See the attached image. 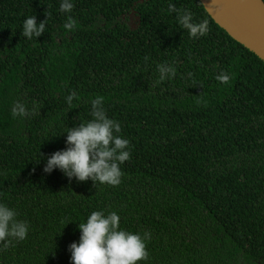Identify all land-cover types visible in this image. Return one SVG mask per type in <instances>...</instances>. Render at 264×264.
Segmentation results:
<instances>
[{
  "label": "trees",
  "instance_id": "16d2710c",
  "mask_svg": "<svg viewBox=\"0 0 264 264\" xmlns=\"http://www.w3.org/2000/svg\"><path fill=\"white\" fill-rule=\"evenodd\" d=\"M60 2L0 0V203L30 226L24 241L0 244V264H71L79 223L97 210L151 234L141 264H264V61L200 0H73V31ZM169 3L208 33L191 38ZM34 15L47 24L29 40L22 25ZM166 62L176 75L158 83ZM96 96L130 141L120 185L44 173ZM20 99L35 115L12 117Z\"/></svg>",
  "mask_w": 264,
  "mask_h": 264
},
{
  "label": "clouds",
  "instance_id": "9594fccd",
  "mask_svg": "<svg viewBox=\"0 0 264 264\" xmlns=\"http://www.w3.org/2000/svg\"><path fill=\"white\" fill-rule=\"evenodd\" d=\"M73 0H61L59 9L66 13L67 22L63 28L68 31L76 29L77 21L71 15L74 9ZM168 11L175 14L179 26L188 35L197 39L209 31V22H197L190 10L178 9L169 3ZM46 21L37 22V17L24 19L22 36L31 40L39 38L46 29ZM148 58L146 57L145 60ZM157 82L172 79L176 75L174 64L166 62L156 65ZM216 79L221 83L229 81L226 72H220ZM69 108L79 98L72 91L66 98ZM91 119L81 122L78 126L67 128L66 147L46 157L44 173H52L59 169L71 182L118 186L123 171L121 165L131 158L130 141L120 135L121 124L110 118L104 106V97L91 99ZM37 107L22 99L17 100L11 109L13 118L24 119L35 115ZM30 226L28 222L18 219L16 209L0 203V244L9 247L13 242L27 239ZM80 238L69 245L71 264H141L149 258V232H133L121 228V217L116 211L91 212L84 222L79 223Z\"/></svg>",
  "mask_w": 264,
  "mask_h": 264
},
{
  "label": "water",
  "instance_id": "95a60500",
  "mask_svg": "<svg viewBox=\"0 0 264 264\" xmlns=\"http://www.w3.org/2000/svg\"><path fill=\"white\" fill-rule=\"evenodd\" d=\"M214 22L264 61V0H200Z\"/></svg>",
  "mask_w": 264,
  "mask_h": 264
}]
</instances>
